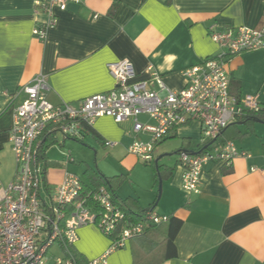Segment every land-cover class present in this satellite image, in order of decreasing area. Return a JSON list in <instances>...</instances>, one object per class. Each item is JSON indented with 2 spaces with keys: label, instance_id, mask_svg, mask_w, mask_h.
<instances>
[{
  "label": "crops",
  "instance_id": "1",
  "mask_svg": "<svg viewBox=\"0 0 264 264\" xmlns=\"http://www.w3.org/2000/svg\"><path fill=\"white\" fill-rule=\"evenodd\" d=\"M34 0H0V184L7 186L15 177V159L9 143L13 111L25 99L22 86L45 76L49 103L77 104L104 94L115 87L108 64L128 61L134 81L151 82L157 73L165 85L179 91L185 86L182 71L219 53L209 36L216 30L264 26V0H85L69 4L44 40L32 35L48 18L37 12ZM229 91L234 97L257 96L264 107V46L230 58ZM160 97L164 92H158ZM141 124H153L146 115ZM133 119L120 124L111 118L94 121L80 140L41 138L56 148L59 158H51L47 148L43 167V190L53 193L68 171L78 176L87 189H96L102 178L123 176L115 192L135 210L166 215L181 222L173 245L168 246L169 223L152 225L145 233L112 251L111 238L92 225L77 231L72 247L77 264L104 260L105 264H264V124H230L222 135L248 158L238 157L230 165L212 163L203 168L200 193L182 190L183 168L178 153H197L201 144L198 122L174 129L153 151L154 162L143 164L128 153L136 140L147 142L148 133L133 132ZM90 138L97 156L108 151L118 166L115 175L88 167L81 177L73 158L81 153L76 144ZM107 142L113 146H106ZM67 148V152L64 149ZM156 152V157H154ZM176 154L171 166L163 157ZM132 155V156H131ZM80 160V159H77ZM157 161V162H156ZM47 164V166H46ZM158 167H163L160 178ZM159 185L161 190L159 192ZM59 245V244H58ZM62 252H66L59 245ZM71 251V250H70ZM57 257L49 258L50 262Z\"/></svg>",
  "mask_w": 264,
  "mask_h": 264
},
{
  "label": "built area",
  "instance_id": "2",
  "mask_svg": "<svg viewBox=\"0 0 264 264\" xmlns=\"http://www.w3.org/2000/svg\"><path fill=\"white\" fill-rule=\"evenodd\" d=\"M85 0H34L37 12L45 14L48 21L35 28L32 35L37 40L46 38L54 26L57 13L67 10L69 4L79 5ZM209 36L218 47L216 56L201 60L182 71L185 86L179 91L169 89L160 76L148 67L151 82L158 92L149 88V82L134 81V71L128 61L108 64L115 87L104 94H95L77 104L52 105L46 98L48 85L45 76L36 77L22 86L26 96L13 111L9 143L15 159V174L7 185L0 184V264H77L69 247L77 241V231L88 225L111 238L112 251L122 248L125 242L142 236L152 225L169 221V216L147 212L138 224L125 222L124 213L114 205L112 194L105 186L88 189L78 176L65 171L53 193L42 194L43 167L38 148L41 138L80 140L84 131L98 118H111L120 124L133 119V132L148 133L147 142L134 141L128 153L143 164L154 162L155 146L174 129L198 122L202 145L207 148L197 153L180 151L178 162L184 169L182 190L190 195L200 193L203 168L212 163L230 165L238 157L248 158L230 140L217 143V138L230 124L248 113L262 108L257 96L234 97L230 94L228 63L230 58L243 52H252L264 46V26L216 30ZM148 116L154 123L141 124L137 118ZM106 146H113L107 142ZM125 225H124V224ZM123 224V225H122ZM54 243L62 246L66 255L50 262L46 256ZM46 256V258H45ZM91 264H105L94 260Z\"/></svg>",
  "mask_w": 264,
  "mask_h": 264
},
{
  "label": "trees",
  "instance_id": "3",
  "mask_svg": "<svg viewBox=\"0 0 264 264\" xmlns=\"http://www.w3.org/2000/svg\"><path fill=\"white\" fill-rule=\"evenodd\" d=\"M238 99L240 97H237ZM242 122L244 123H251V122H259L264 124V107H262L260 109V111L256 112V113H252V112H248L246 113L243 118L241 119ZM89 130V128H87ZM228 128H225L221 135L217 138V143H222L223 141H226L228 139H223L222 135L227 131ZM49 147V145H47V141L44 140L39 148H38V153H39V159L40 160H45V152L47 150V148ZM201 150H203V148H201ZM47 166V164H46ZM163 167H158L156 171L157 177L160 178L161 176V169ZM102 184L97 186V188L101 187V186H105L107 187V189L110 191V193L112 194V198H113V203L115 206H117L123 213H124V217H125V222L128 224H138L139 222L144 221L145 215L147 213V211H141V210H135L133 209L128 201H120L118 200V198L115 195V192L117 190V188L119 186H121V183L124 181V177L123 176H118V177H112V178H102ZM88 189L86 187H83V193L87 192ZM169 229H168V246L169 248H173V252H175V248L173 245V240L176 236V234L178 233L180 227H181V222L175 218H170L169 217ZM124 224V223H123ZM122 224V225H123ZM125 225V224H124ZM71 250V251H70ZM69 252L72 254V256L74 258L75 255L72 252V247H69ZM76 260V259H75Z\"/></svg>",
  "mask_w": 264,
  "mask_h": 264
},
{
  "label": "rangeland",
  "instance_id": "4",
  "mask_svg": "<svg viewBox=\"0 0 264 264\" xmlns=\"http://www.w3.org/2000/svg\"><path fill=\"white\" fill-rule=\"evenodd\" d=\"M61 141H62V138L59 135L57 138V143H60ZM66 144L67 145L76 144L77 146L81 147V149H80L81 153L77 157H75V155L73 154V158L76 161L82 160V163L81 162H79V164L77 163V166H79V169H80L77 172L80 173L79 175L81 177H83L84 179H87V176L83 175V171L87 167L94 173H98L97 169H99L101 172H103L107 175H109V174L115 175V171H116V168L118 165L109 159V156L107 154L108 151L106 150L107 148L105 149L104 152L99 151V154H97V156H96L94 154L93 149L90 146V145H92L90 138L86 137L85 141L82 143L81 142L73 143V142L67 141ZM49 148L50 149H48V154L51 158L53 157L56 159V158L60 157L59 153L55 147L50 145ZM64 150H65V152H67V148ZM154 157H156V152H154ZM77 159H80V160H77ZM163 159H167L166 161H170V162H167V164H169L171 166L172 164H174V161L176 160V154L174 155V154L169 153L167 156L163 157ZM42 194L44 196V190L43 189H42ZM61 255H62V252L59 248L58 243H54L51 246V248L48 250V253L46 254V256L49 258H52L54 256L58 257ZM46 256H45V258H46Z\"/></svg>",
  "mask_w": 264,
  "mask_h": 264
},
{
  "label": "water",
  "instance_id": "5",
  "mask_svg": "<svg viewBox=\"0 0 264 264\" xmlns=\"http://www.w3.org/2000/svg\"><path fill=\"white\" fill-rule=\"evenodd\" d=\"M212 143H213V141L209 142L206 146H204V149L207 148V147H208L209 145H211ZM156 162H157V161H156ZM160 187H161V185H159V192H160V190H161Z\"/></svg>",
  "mask_w": 264,
  "mask_h": 264
}]
</instances>
